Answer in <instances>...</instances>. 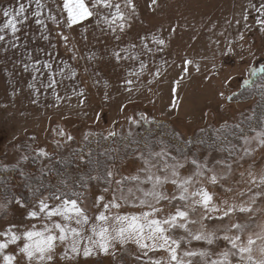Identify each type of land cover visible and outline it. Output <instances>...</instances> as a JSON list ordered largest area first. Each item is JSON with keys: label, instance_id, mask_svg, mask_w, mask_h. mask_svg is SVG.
Instances as JSON below:
<instances>
[{"label": "rangeland", "instance_id": "1", "mask_svg": "<svg viewBox=\"0 0 264 264\" xmlns=\"http://www.w3.org/2000/svg\"><path fill=\"white\" fill-rule=\"evenodd\" d=\"M6 1L0 0V6ZM56 2L62 4V0H44L46 29L30 25L25 30L18 23L15 37L10 30L0 33L6 37L0 42V167L43 176L55 160L102 136L137 137L144 148L137 141L122 140L124 150L116 152V165L108 176L94 175V188L78 202L89 217L82 237L57 242L53 259L43 264H176L171 260L173 248L179 264L219 262L225 252L229 254L225 264H264V128L252 137L207 140L201 148L192 145L184 150L166 142L151 145L150 150L144 139L148 132L157 136L153 128L158 120L169 124H162L159 131L172 130L178 142L186 143L207 128L220 131L252 119L257 100L232 104L230 97L264 66V28L256 23L264 0H132L135 11L125 0H112L121 5L124 21L110 24L115 8L99 7L91 18L68 27L62 13L65 24L56 27L59 44L46 27L51 17L58 19L52 14ZM31 8L34 12V1ZM26 16L36 19L33 13ZM6 19L0 10V26ZM25 33L32 40L45 34L52 61L44 69V82L21 40ZM153 38L163 39L164 45ZM52 81L54 86L48 87ZM201 189L212 196L209 210L194 203ZM158 196L165 199L158 202ZM41 201L50 206L60 203L47 196L32 201L0 198V233H8L0 236V243H8L12 234L21 236L0 254V264H5L3 255H13V264H37L20 248L28 242L24 231H43L45 223L51 226L38 212ZM213 206L218 211H211ZM240 208L247 210L242 213ZM178 210L188 214L175 221L185 227L162 225L169 237L163 249H153L151 241H143L149 246L142 248L134 239L113 240L105 252L93 243L100 241L91 231L93 226L109 227L110 232L120 226L115 220L96 219L101 212L110 218L148 213L163 221ZM32 211L41 219H32ZM196 235L213 243L195 240ZM225 236L242 237L236 241L238 248L233 249ZM73 239H78L77 253L71 251ZM240 247L246 251L239 252ZM85 248L90 249L87 256Z\"/></svg>", "mask_w": 264, "mask_h": 264}, {"label": "snow or ice", "instance_id": "2", "mask_svg": "<svg viewBox=\"0 0 264 264\" xmlns=\"http://www.w3.org/2000/svg\"><path fill=\"white\" fill-rule=\"evenodd\" d=\"M36 5V11L33 12V16L36 18L35 23L37 25H41L43 21L39 18L42 15V12L39 9L43 6L41 4V0H34ZM33 0H28V7H31ZM127 6L132 7V10L135 11L134 6L132 4V0H125ZM155 3V0H153ZM103 7V8H115V14L112 17L110 24H116L117 20L124 21L125 16L121 12V5L120 4H113L112 0H90V3H86V0H62V4L58 6V11H62V13H66V21L67 26L72 27L79 23H82L84 20L91 18L94 15L93 9ZM27 8L24 3H19V7L16 9L15 13L13 14L11 10L5 9L3 10V15L6 19V22L3 26H0V33L5 32L6 30H10L13 37L16 36V33L19 32L18 23L19 21L17 18L27 19L26 16ZM257 12L260 16L257 19L256 23L264 28V4L257 9ZM51 19L56 20V17H51ZM247 19V17H245ZM60 21H57L59 25ZM120 30H123L124 25L120 23L119 25ZM63 39L67 40V37H63ZM154 42L158 45H164L163 39H156L153 38ZM6 40L5 35L0 34V42H4ZM119 57V53L115 54ZM143 66V65H142ZM35 67V66H34ZM44 67L48 68L51 67L50 65H45ZM27 70V68H26ZM39 71V68L35 69ZM259 72H264V66H261L258 69ZM255 75V72H253ZM55 81L49 83L48 87H53ZM192 164L196 167H201V165L197 164L196 160L192 161ZM181 167H183L181 165ZM176 173H173L175 175ZM152 178L149 177V180ZM213 183L216 182L215 177H211ZM159 182V181H158ZM189 181H185L184 183H188ZM172 183L175 185L177 183L176 180H172ZM182 187V185H180ZM186 190V189H185ZM197 195L200 197L199 200L194 201V203L202 204L206 210H209V204L212 201V196L208 194V192L204 191L203 189L200 190ZM55 200L59 201L58 205H49L46 202L41 201L38 207V212L44 214L43 218H45L48 222L51 223L49 227L48 223L44 224L43 231H32L27 230L23 232V239L28 241L24 243L23 246L20 248V252L24 253L29 261L35 260L37 264H43L45 261H51L53 259L51 253L54 251L57 242L63 243L65 242L69 236L75 238L82 237V229L84 225L89 224V217L86 215L84 210L78 206V202L75 199H62L60 196L54 197ZM158 202L160 199H165L162 196L157 197ZM181 200L184 199L183 196L180 197ZM19 203V202H18ZM143 203V202H142ZM105 210L107 211V205H102ZM112 207H118V205L113 204ZM211 211H218L214 206L210 209ZM240 212H245L247 209L240 208ZM157 211H160L157 209ZM187 213L184 211H177L175 215L171 216V219H164L163 221L157 220L155 218H150L148 213H145L143 217L139 216H120L116 215L114 217L107 216L104 212H101L96 219L101 222H109V220H115L119 223V227H112L111 232L109 227L106 226H93L91 231L94 235L99 236L100 241H93V243H99V247L107 252L108 244L110 241L119 240V242L123 243L127 240H135L137 243L140 244V247L146 248L149 245L143 243V241H151L153 249L157 247L163 249L165 246L168 245L169 237L165 235L166 229L162 225H171L172 227H185L184 224L177 225L175 221L177 220H184L187 218ZM228 213L225 212V216ZM30 217L32 219H41L38 216L36 211H32L30 213ZM54 218H60L63 222H57ZM211 218V217H206ZM75 224L80 226V228L72 227L71 225ZM34 227V226H33ZM98 227V230H97ZM236 227H239L237 225ZM147 228V232L145 229ZM58 232V235L56 234ZM8 233H0V236H7ZM195 240H202L207 239L208 244H212L213 240L208 237H204L202 235H196L193 237ZM91 240V237H88ZM219 239V237H217ZM225 241H228L231 244L233 249L238 248L236 243L237 240H241L242 237L237 236L235 239H232L228 236L223 238ZM21 240V236L12 234L11 239L8 243H0V254L4 252L5 249L8 248L9 243H16L17 241ZM78 239H73L71 251L73 253L78 252L77 248ZM173 244H176V241H172ZM249 243H253L251 239H249ZM177 247L179 245L177 244ZM239 252L246 251L245 248L240 247L238 249ZM90 254V249H84V255L87 256ZM186 255L194 256L197 253L194 252H187ZM199 255H204V253H200ZM224 256V260L222 261H211V264H225L227 261L228 253L225 252L222 254ZM3 260L5 264H13L14 256L13 255H3ZM171 260L179 264L177 260L176 250L173 248L171 249Z\"/></svg>", "mask_w": 264, "mask_h": 264}, {"label": "trees", "instance_id": "3", "mask_svg": "<svg viewBox=\"0 0 264 264\" xmlns=\"http://www.w3.org/2000/svg\"><path fill=\"white\" fill-rule=\"evenodd\" d=\"M230 98L234 99L232 104L247 102L255 98L257 102L254 106L255 112L252 119L241 122L238 126H225L220 131L207 128L201 136L194 140L189 139L186 143L178 142L179 138L172 130H170V134L167 131H159L162 124L167 127L169 124L164 122L165 120H158L154 122L153 128L157 132V136H154L155 134L153 135L152 132H148L144 136V139L149 141L148 149L151 150L153 145L160 146L163 142L169 143V145L177 144L180 150L192 148V145L201 148L204 141L207 140L208 142L211 140L216 142L236 141L239 138L252 137L254 133L264 128V72H258L247 85L235 91ZM123 139L137 141L138 145L144 148L143 142L137 140V137L102 136L88 140L68 156L61 160H55L54 166L45 171L43 176H39L36 171L24 172L16 168L0 167V198L15 201L21 197L24 201H32L43 196H47L51 200L60 196L62 199H75L80 202L85 198L87 191L94 188L93 176L97 174L100 177L105 173L108 176V171L116 165L115 162L118 158L116 152L121 154Z\"/></svg>", "mask_w": 264, "mask_h": 264}, {"label": "crops", "instance_id": "4", "mask_svg": "<svg viewBox=\"0 0 264 264\" xmlns=\"http://www.w3.org/2000/svg\"><path fill=\"white\" fill-rule=\"evenodd\" d=\"M20 3H24L25 4V6L27 8L26 14L32 15V13H33L32 8L28 7L27 1H21ZM41 4L43 6L39 9V11L42 12V21H43L42 26L41 25H37L35 23V19L30 18L28 20L27 19L25 20L23 18L18 17L17 19L19 21H21L19 24L22 26L23 29L25 28V30H26L28 28L29 29L32 28V27H30V25L31 26L35 25L36 28H39V27L42 28V29L45 28V25H44V0H41ZM58 6L59 5L56 2L54 7H53V11H52V14L53 15L56 14L58 19H56V20H52V19L48 20L47 23H46L48 26H46V27L50 29V33H51V36L53 38L52 41L57 42L59 44V38L57 36L58 29L56 27H59L61 25V23H59V25H58L57 21L63 22V25L65 24V21H64V17L62 16V11H58ZM18 7H19V2L18 1H16V0H7L6 2H4V4L2 6H0V10L3 11L5 9H8V10H11V12L14 14ZM36 10L37 9H35V11ZM60 14H61V17H60ZM41 37L42 38H39L38 40H32V38L31 37L30 38L27 37L26 33H25L24 34V38L25 39H21V38L20 39L23 42H26L24 44L25 45V49L28 51V53H29V55L31 57V61L32 60L35 61L34 64L39 68V72L40 73H38L39 74L38 76L43 81L44 77H46V74L44 73V71H45L44 70L45 69L44 66L47 65V64L50 65V61H52V60H51V57L49 56V47H48V44H47V40L45 38V34H44V36H41ZM61 52H62V47H59V53H61ZM56 74L54 75L53 73H51L50 76L52 75V77L53 76L55 77ZM53 79H55V78H53Z\"/></svg>", "mask_w": 264, "mask_h": 264}]
</instances>
